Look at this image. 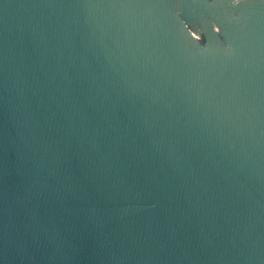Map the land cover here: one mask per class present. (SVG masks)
<instances>
[{
    "label": "water",
    "instance_id": "water-1",
    "mask_svg": "<svg viewBox=\"0 0 264 264\" xmlns=\"http://www.w3.org/2000/svg\"><path fill=\"white\" fill-rule=\"evenodd\" d=\"M0 264H264V0H0Z\"/></svg>",
    "mask_w": 264,
    "mask_h": 264
},
{
    "label": "clouds",
    "instance_id": "clouds-1",
    "mask_svg": "<svg viewBox=\"0 0 264 264\" xmlns=\"http://www.w3.org/2000/svg\"><path fill=\"white\" fill-rule=\"evenodd\" d=\"M235 3H239V0H234ZM218 28V27H217Z\"/></svg>",
    "mask_w": 264,
    "mask_h": 264
}]
</instances>
